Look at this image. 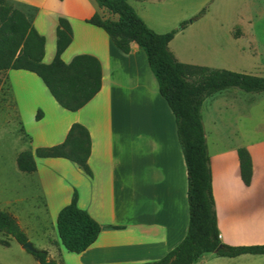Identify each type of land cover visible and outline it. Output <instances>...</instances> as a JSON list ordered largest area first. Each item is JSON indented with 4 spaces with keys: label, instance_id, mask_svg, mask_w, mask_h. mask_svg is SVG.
Here are the masks:
<instances>
[{
    "label": "crops",
    "instance_id": "obj_1",
    "mask_svg": "<svg viewBox=\"0 0 264 264\" xmlns=\"http://www.w3.org/2000/svg\"><path fill=\"white\" fill-rule=\"evenodd\" d=\"M11 1L34 8L31 23L45 38L43 62L49 63L55 54L58 17H65L72 39L61 54L62 60L68 63L77 54L93 55L101 64L102 75L100 90L78 110L62 108L49 93L37 97L36 106L49 105L58 120L28 134L34 153L38 146L62 142L72 123L82 124L90 136L87 162L92 174H85L65 158L35 156L36 170L23 172L27 174L25 184L36 183L45 214L54 220L53 228L58 211L69 203L73 191L77 205L99 223L96 240L76 253L82 264H137L160 259L187 230V176L174 116L159 94L145 53L135 42L130 43L128 52L120 51L101 28L86 22L94 12L99 14L97 4L95 7L86 0ZM2 73L1 85H7L8 100L17 109L21 91L24 96L34 94L20 84L33 81L36 75L22 69ZM250 93L254 104L247 107L257 106V116L250 117V125L227 122L228 143L220 142V130L227 119L222 115L228 105L224 93L210 95V120L217 134L210 151L204 130L218 236L221 244L230 246L264 244V91ZM46 114L44 109L39 120ZM239 147H245L251 157L248 185L240 177ZM192 264H264V253L227 257L204 252Z\"/></svg>",
    "mask_w": 264,
    "mask_h": 264
},
{
    "label": "trees",
    "instance_id": "obj_2",
    "mask_svg": "<svg viewBox=\"0 0 264 264\" xmlns=\"http://www.w3.org/2000/svg\"><path fill=\"white\" fill-rule=\"evenodd\" d=\"M100 8L116 19L94 12L86 22L101 28L122 52L135 42L145 53L148 66L157 82L159 94L171 110L182 149L187 176V230L181 241L156 261L137 264H192L204 252L235 257L240 254H263L264 244L230 246L221 244L211 186V171L207 154L201 106L205 98L220 90L236 87L245 92L264 91V77L220 68L179 62L168 48L176 29L158 33L136 13L127 0H95ZM185 26V22L181 27ZM55 54L49 63L43 62L45 38L31 23V16L11 0H0V72L22 69L40 78L53 99L62 108L75 111L83 107L101 88V64L90 54H77L68 62L61 58L70 44L72 29L65 17H58ZM41 116L37 111L36 118ZM90 153L88 130L72 123L62 142L38 146L34 153L20 152L16 165L22 172L36 170L35 156L61 157L75 163L91 175L87 159ZM240 177L244 184L251 180L252 162L245 147L237 148ZM119 228V226H113ZM59 240L70 252L79 253L97 238L101 226L77 205L73 191L68 204L57 214ZM0 232L11 236L20 245L28 238L16 218L0 209ZM6 244V241L3 242ZM39 264H60L49 259L43 249L27 250Z\"/></svg>",
    "mask_w": 264,
    "mask_h": 264
},
{
    "label": "rangeland",
    "instance_id": "obj_3",
    "mask_svg": "<svg viewBox=\"0 0 264 264\" xmlns=\"http://www.w3.org/2000/svg\"><path fill=\"white\" fill-rule=\"evenodd\" d=\"M81 1L85 3V0ZM86 1L96 7L95 0ZM127 1L155 32L177 30L168 48L179 62L264 77V0ZM17 6L33 18L35 10L32 6L22 3ZM100 9L101 16L117 18L104 8ZM183 22L185 26L181 27ZM33 77V81L20 85L34 90V94L28 92L29 95L24 96L21 91L16 109L8 100L7 85H1L3 73L0 72V209L16 218L27 235V241L35 249L46 250L49 259L60 264H82L76 253L61 245L56 228L52 227L54 220L45 214L36 183L25 184L27 178L24 175L27 174L20 172L16 165L20 152L33 150L28 134L39 127L48 128L58 120L57 113L49 105L44 108L36 106L37 97L49 92L38 76ZM217 93H224L228 98L227 109L222 114L227 119L220 130L223 135L220 142L224 145L230 141L225 136L227 122L235 126H240L241 122L250 125V117L257 116V106L248 109L247 106L254 104L251 100L253 93L236 87ZM44 109L47 112L45 118H34L37 111L42 113ZM154 111L157 114V108ZM201 113L210 151L217 142L216 130L210 120V96L205 98ZM9 237L0 233V264H39L14 238ZM7 239L8 245L2 244Z\"/></svg>",
    "mask_w": 264,
    "mask_h": 264
},
{
    "label": "water",
    "instance_id": "obj_4",
    "mask_svg": "<svg viewBox=\"0 0 264 264\" xmlns=\"http://www.w3.org/2000/svg\"><path fill=\"white\" fill-rule=\"evenodd\" d=\"M21 247L29 251L34 249L33 245L29 241H26L25 243L21 244Z\"/></svg>",
    "mask_w": 264,
    "mask_h": 264
}]
</instances>
